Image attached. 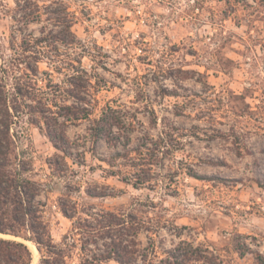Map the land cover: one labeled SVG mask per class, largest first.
Here are the masks:
<instances>
[{
	"label": "rangeland",
	"instance_id": "obj_1",
	"mask_svg": "<svg viewBox=\"0 0 264 264\" xmlns=\"http://www.w3.org/2000/svg\"><path fill=\"white\" fill-rule=\"evenodd\" d=\"M64 1L79 16L73 27L78 36L97 42L108 55L105 68L97 65L100 84L93 79L91 88L97 93V114L109 104L135 118L130 146L163 130L175 135L172 151L156 166L159 181L136 187L127 177L110 175L105 160L123 150L93 141L90 120L60 117L46 124L24 108L11 126V156L31 165L28 174L44 184L39 199L54 242L73 227L74 220L59 207V201L72 199L89 213L136 211L137 247L153 242L160 257L182 243L190 264H256L254 253H264V0H154L151 13L149 0ZM41 4L58 6L52 0ZM14 8L15 0H0L2 62L15 56ZM47 18L43 14L40 22L24 26L22 34L42 35L50 25ZM45 60L37 75L29 73L21 81L32 85L31 91L65 95L71 104L70 78ZM220 60L226 69L217 71ZM84 64L97 74L92 61L85 58ZM17 81L11 75L9 89ZM49 129L75 142L80 151H72L73 156L80 161L84 156L85 164L67 158L70 169L56 176L50 161H62L57 156L62 153ZM129 129L126 125L123 134ZM104 241L91 245L103 250ZM27 244L32 264H39L37 245ZM209 251L218 255L217 263ZM78 262L75 256L71 264Z\"/></svg>",
	"mask_w": 264,
	"mask_h": 264
},
{
	"label": "trees",
	"instance_id": "obj_2",
	"mask_svg": "<svg viewBox=\"0 0 264 264\" xmlns=\"http://www.w3.org/2000/svg\"><path fill=\"white\" fill-rule=\"evenodd\" d=\"M41 1L46 0H15L12 14L16 32L12 41L15 56L4 62L0 57V264H32L33 253L28 241L35 243L41 253L39 264H71L75 256L78 257V264H104L112 259L119 264H133L139 260L141 264H190L192 257L185 253L187 247L182 243L167 250L164 257L159 256L153 242L149 247L138 248L135 237L140 228L135 226L139 217L136 211L89 213L80 209L78 202L72 199L69 203L59 201V207L65 216L74 220L73 227L61 242H54L44 217L45 204L39 199L45 191L44 184L28 174L32 171L31 165H26L17 156L14 159L11 156L12 145L15 144L10 135L11 126L15 118L24 113V108L38 113L46 124L51 118L58 121L60 117L74 123L90 120L93 141L105 140L123 150L105 160L112 167L110 175L127 177L136 187L159 181L156 166L170 154V138L175 134L171 130L161 131L157 138L147 134L143 142L130 146V133L136 129L135 118L109 104L97 114V93L91 88L100 84L97 65L105 68L108 55L97 42L78 36L73 27L78 23L79 16L70 10L64 0H52L58 4L57 7L41 4ZM154 4V0L146 2L147 12H152ZM43 14H48L50 25L42 31V35L22 34L24 26L28 28L32 23L40 22ZM19 33L22 34L20 42L17 41ZM85 58L94 63L96 75L85 66ZM44 60L54 71L70 78L74 86L69 93L73 99L71 104L66 102L65 95L59 96L47 90L31 91L32 85L21 81L29 73L37 75L39 63ZM224 65L220 60L215 69H226ZM171 68H162V71ZM206 68L208 70L210 66ZM11 75H15L18 81L9 89ZM152 113L157 121L156 112L153 110ZM126 125L130 129L123 134ZM48 136L62 153L57 154L62 161H50L56 176L63 177L70 169L67 158H71L73 163L85 164L84 156L82 161L73 156L72 151H80V148L64 132L58 135L49 129ZM119 159L124 161L119 162ZM88 193L95 197L108 195ZM98 239H108L102 243L103 250L97 244L95 247L91 245ZM209 252L217 263L218 255ZM254 259L256 264H264V253H254ZM218 264H221L220 260Z\"/></svg>",
	"mask_w": 264,
	"mask_h": 264
}]
</instances>
